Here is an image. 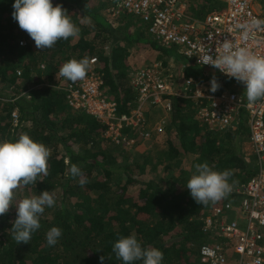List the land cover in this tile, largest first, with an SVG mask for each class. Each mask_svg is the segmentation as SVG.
I'll return each instance as SVG.
<instances>
[{"label":"trees","instance_id":"1","mask_svg":"<svg viewBox=\"0 0 264 264\" xmlns=\"http://www.w3.org/2000/svg\"><path fill=\"white\" fill-rule=\"evenodd\" d=\"M197 1L200 5L194 10L200 17L223 8L217 0ZM13 2L0 0V139L27 133L51 153L47 175L15 189L13 204L44 190L54 193L56 203L41 215V227L27 244L12 239L16 208L10 205L0 216V264H101V256L103 264H122L112 246L120 236L132 234L142 247L162 250L163 264H211L198 257L201 245L211 240L201 216L232 195L199 205L185 185L194 165L203 162L214 170L230 171L232 188L253 177L256 157L252 149L247 152L244 147L249 142L247 127L212 130L198 119V103L193 97L173 96L166 142L151 141L144 150V141L133 147L112 142L105 137L100 120L69 106L66 86L57 85L60 67L70 59L87 57L86 76L92 72L101 75L104 90L118 103L119 112L129 113L134 107V90L127 60L133 42L153 48L161 56H175L180 64H186L185 59L178 58L174 49L143 37L141 30L139 34L130 32L142 29L139 18L125 15L117 27L110 25L102 12L109 0H53L54 5L68 10L80 31L50 49L38 50L13 19ZM21 41L25 46H20ZM93 57L98 59L95 64L91 63ZM41 64L45 67L40 68ZM195 67L186 66L188 77L199 76ZM216 79L221 84L219 91L225 90L224 79ZM148 117L154 121L153 116ZM123 133L135 135L127 125ZM73 164L81 168L87 181L84 185L79 177L71 176ZM148 171L156 172V179L139 181ZM136 183L139 187L132 194L131 185ZM53 226L61 228L63 235L55 246H49L46 232Z\"/></svg>","mask_w":264,"mask_h":264},{"label":"built area","instance_id":"2","mask_svg":"<svg viewBox=\"0 0 264 264\" xmlns=\"http://www.w3.org/2000/svg\"><path fill=\"white\" fill-rule=\"evenodd\" d=\"M217 1L223 8L200 17L189 9L186 0H109L106 17L115 27L125 15L139 18L151 38L160 45L174 49L193 65L227 77L210 65H202V57L208 50L215 55L219 43L232 38L233 43L264 54V29H252L248 38L241 40L235 27L254 17L264 18V4L262 0ZM255 2L260 10L255 8ZM25 44V41L20 42L21 46ZM97 61L96 57L91 59L92 64ZM162 65L152 63L132 73L134 107L129 113L119 112L118 103L109 98L104 90V79L96 72L76 82L59 75L57 85L66 86V99L73 110L97 118L105 125L106 138L129 147L164 135L170 124L173 96L193 97L198 103V119L212 130L245 125L256 157L257 173L233 187L232 198L201 216L203 230L211 240L201 245L198 257L201 262L211 264H264V100L249 104L243 93L228 89L211 93L210 84L200 77H182L179 82L173 74L165 73ZM44 67L41 64L40 68ZM157 113L161 115L154 121L149 119L148 115ZM13 118L16 124L17 113H13ZM125 125L135 133L133 137L123 133Z\"/></svg>","mask_w":264,"mask_h":264},{"label":"clouds","instance_id":"3","mask_svg":"<svg viewBox=\"0 0 264 264\" xmlns=\"http://www.w3.org/2000/svg\"><path fill=\"white\" fill-rule=\"evenodd\" d=\"M12 7L13 19L28 33L38 50L50 49L58 41L75 37L80 31L68 10L60 4L54 5L53 0H14ZM108 23L110 24L109 21ZM235 27L240 32L241 40H246L252 29H264V18L254 17L237 23ZM202 65H210L229 79L242 84L243 95L249 104L264 100V54L233 43V38L225 39L215 49V55L209 54L208 50V54L202 57ZM88 67L87 57L70 59L60 67L59 75L76 82L86 77ZM220 87L221 84L213 77L209 91L215 93ZM50 155L43 143L34 140L27 133L11 140L0 139V216L9 211L10 205L15 206L16 218L11 230L16 244L30 242L32 234L41 227V215L46 208H52L56 203L54 193L44 190L39 195L25 197L18 204H13L15 189L21 184L26 186L37 183L39 176L47 175ZM194 168L195 171L185 186L197 204L214 203L231 193L230 171L214 170L207 162L197 163ZM70 174L73 178H80V185L87 182L76 164L71 166ZM62 235L61 228L51 227L46 232L47 244L55 246ZM112 252L122 264H135L138 261L141 264H163L164 261L162 250L142 247L134 234L120 236L113 243ZM99 259L103 264L104 256Z\"/></svg>","mask_w":264,"mask_h":264},{"label":"rangeland","instance_id":"4","mask_svg":"<svg viewBox=\"0 0 264 264\" xmlns=\"http://www.w3.org/2000/svg\"><path fill=\"white\" fill-rule=\"evenodd\" d=\"M216 2L213 1V3H216ZM257 2H259V1H257ZM257 2H255V4H254L255 8L260 10L259 6L257 5ZM187 3L189 6V9L193 13L196 14L195 10H197V8H199V5H200L198 3V1L197 0H187ZM102 12H104V14H106L105 8L102 10ZM130 32H133V34H139L140 33V31H138V28H133L130 30ZM119 35H120V33H119ZM143 37H146L149 39L151 38V36H148L147 33L146 34L143 33ZM23 46H25V45H23ZM105 51L109 52L110 47L107 46ZM129 52H130V55L128 56V60H127V62H128L127 64L129 66V72H130L129 77H132V73L135 72L136 70H138L139 68L149 66L152 63H158V62H161L163 64L162 67H163L165 73L173 74L175 76V79H177L179 82L182 80V77H188L185 73V70H186V66L188 64H191V63H189L186 59H185L186 64H180V61L175 60V56H161L159 51H157L153 48H150V47H145V46L136 44L134 42L129 46ZM178 56H180V55L177 54V57ZM20 59L24 61L25 57H23V58L20 57ZM181 61H182V59H181ZM195 72H198L197 74L199 76L197 78L196 77L195 78L194 77H188V78L199 79V77H200L201 81L208 82L210 84V80L213 77H215V78L221 77L228 84L226 89H228L229 91L230 90L238 91L239 94H240V92L243 93V85L236 82L234 79H229L228 77H225L221 74H218L213 70H208V69H205V68L200 67V66L195 67ZM20 73H21V70H20ZM160 115L161 114L157 113L153 117L155 119V118H157V116H160ZM166 139H167V135H163L161 137V139H156L153 141L164 143V142H166ZM147 145H149V142H145V144H142L141 148L144 150ZM244 147H245V150L247 152L251 151V147L248 144V142L244 145ZM156 174L157 173L154 171H148L144 176H141L138 180L139 181L141 179L142 180H148V181L149 180H155ZM166 175H167L166 172L163 171L162 177H165ZM138 187H139L138 183H136L135 185H131L130 192L132 194L136 193Z\"/></svg>","mask_w":264,"mask_h":264},{"label":"crops","instance_id":"5","mask_svg":"<svg viewBox=\"0 0 264 264\" xmlns=\"http://www.w3.org/2000/svg\"><path fill=\"white\" fill-rule=\"evenodd\" d=\"M186 1H187V0H186ZM105 16H106V15H105ZM106 19H107V18H106ZM142 24H143V23H142ZM140 30H141L143 33H145V34L147 33V35L150 36V35L148 34L147 26H146L145 24H143L142 29H139V28H138V31H140ZM136 44H138V43H136ZM139 45H141V44H139ZM142 46H144V45H142ZM175 60H176V57H175ZM176 61H177V60H176ZM189 63H191V62H189ZM188 65H189V64H188ZM248 144H249V142H248ZM249 145H250V144H249Z\"/></svg>","mask_w":264,"mask_h":264}]
</instances>
